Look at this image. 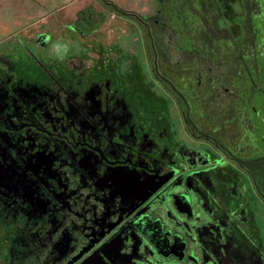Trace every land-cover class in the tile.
<instances>
[{"label": "flooded vegetation", "instance_id": "flooded-vegetation-1", "mask_svg": "<svg viewBox=\"0 0 264 264\" xmlns=\"http://www.w3.org/2000/svg\"><path fill=\"white\" fill-rule=\"evenodd\" d=\"M202 5L213 7L217 24V0ZM199 19L191 26L198 36L182 50L187 92L190 78L211 89L223 68L236 73L235 53L229 63L217 56ZM135 22L151 35L148 18ZM90 25L81 14L67 28L82 34ZM14 38L0 43V264L94 256L133 264L142 252L182 264H264V169L255 166L264 154L255 156L241 109L237 121L221 117L218 105L220 120L196 122L180 93L186 111L169 121L126 96L121 81L136 75L137 59L117 61V70L107 67L114 52L92 42ZM145 68L169 82L155 64Z\"/></svg>", "mask_w": 264, "mask_h": 264}, {"label": "rangeland", "instance_id": "rangeland-1", "mask_svg": "<svg viewBox=\"0 0 264 264\" xmlns=\"http://www.w3.org/2000/svg\"><path fill=\"white\" fill-rule=\"evenodd\" d=\"M163 2L0 0V43L9 44L14 37L21 40L24 34L25 41L33 44L37 34L45 33L50 36L52 43L59 45L92 42V49H99V53L114 52L115 62L113 59L107 67L117 70V61L137 59L139 67L136 69V75L125 76L121 81L126 96L133 98L135 103L142 108L159 107L166 119L172 121L177 120L176 110L186 111V99L190 105V118L196 122L204 121L206 124L221 119L218 105L224 106L221 117L229 120L233 116V121H237L236 116L238 118V113L234 110L239 108L250 126V135H247V138L250 146L254 148L255 156L264 154V0H217V24H214L213 7L202 5L208 2L213 6L214 0ZM81 14L83 17L91 15L92 25L82 28V34L70 33L67 27L75 24L76 18ZM137 16L149 19L148 23L152 25L151 35L146 28L140 24L136 25ZM197 19H203L209 25L205 36L217 42V56L228 62L235 53L238 64L234 65L235 74L230 72L229 67L223 68L222 79L217 78L214 81L215 86L211 89H207L206 80L203 79L198 86V80L190 78L187 92V86L184 84L186 81H182V74L179 73L184 67L182 61L185 54L182 50L189 46V36H198V28H191ZM119 40L123 42V46L116 49L114 42ZM226 41H233L236 49H230V46L225 44ZM134 44L140 47V55L134 52ZM153 64L169 82L165 79L155 80L149 76L145 66ZM224 88L231 91L225 92ZM180 93L185 95V99ZM255 166L264 169V159L256 162ZM158 209L167 215V208L159 206ZM1 247L2 245L0 249ZM139 255L133 264L183 262V259L177 257H156L152 253L142 252Z\"/></svg>", "mask_w": 264, "mask_h": 264}, {"label": "water", "instance_id": "water-1", "mask_svg": "<svg viewBox=\"0 0 264 264\" xmlns=\"http://www.w3.org/2000/svg\"><path fill=\"white\" fill-rule=\"evenodd\" d=\"M40 37H39V39H40ZM82 264H102V263H100L99 259L96 256H94V257L87 259Z\"/></svg>", "mask_w": 264, "mask_h": 264}]
</instances>
